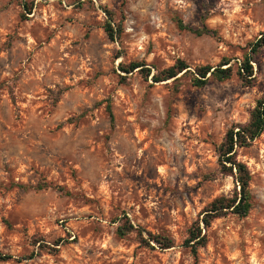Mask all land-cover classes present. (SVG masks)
I'll return each mask as SVG.
<instances>
[{
	"label": "rangeland",
	"instance_id": "1",
	"mask_svg": "<svg viewBox=\"0 0 264 264\" xmlns=\"http://www.w3.org/2000/svg\"><path fill=\"white\" fill-rule=\"evenodd\" d=\"M101 7L122 22L115 42ZM262 33L264 0H0V254L12 257L0 264H264V132L238 155L249 215L215 220L197 260L184 246L205 207L233 193L217 147L264 97V50L250 87L119 69L236 67ZM124 217L174 247L119 237ZM59 239L57 252L41 248Z\"/></svg>",
	"mask_w": 264,
	"mask_h": 264
},
{
	"label": "trees",
	"instance_id": "2",
	"mask_svg": "<svg viewBox=\"0 0 264 264\" xmlns=\"http://www.w3.org/2000/svg\"><path fill=\"white\" fill-rule=\"evenodd\" d=\"M32 3L26 4L25 8L29 14L32 10ZM105 20L103 30L107 37L115 42L122 34V22L116 20L114 11L101 7ZM177 26L181 30H187L197 35L214 34L213 31L204 27L200 30L192 29L177 19ZM264 50V33L250 43L249 51L244 53L242 59L236 63V67L231 64L232 60L224 58L216 66L203 65L191 68L184 60L178 59L175 63L165 69L159 70L154 67H147L142 62H130L129 64H120L119 69L126 74L138 72L144 79H148L152 75V69L155 73L151 77L154 84L167 81H177L180 77H189L192 86L202 88L207 86L211 81L224 82L236 75L245 87L253 85L255 80L253 62L255 56ZM123 79V77H121ZM107 110L111 119L114 120L110 105ZM264 132V97L257 100L256 105L251 109L249 119L243 124H233L226 132L222 142L217 147V157L219 172L234 179V190L230 196H221L215 198L209 203L202 212L200 218L193 223L188 230V235L184 240V246L189 249L195 260L198 258L200 249L205 248L208 244V236L206 231L211 227L212 223L229 214L240 218L249 215L253 207V196L251 193L252 175L248 166L238 159L239 151L247 149ZM122 220V219H121ZM116 233L123 238L128 234L134 233L140 243L145 246L155 244L161 250H168L174 247V240L162 234H153L146 231L142 227L133 225L127 217H124L121 224L117 227ZM65 241L59 239L54 246L43 244L41 248L50 252H57L59 246ZM35 254L25 257V260H31ZM10 255L0 254V261L11 260Z\"/></svg>",
	"mask_w": 264,
	"mask_h": 264
}]
</instances>
